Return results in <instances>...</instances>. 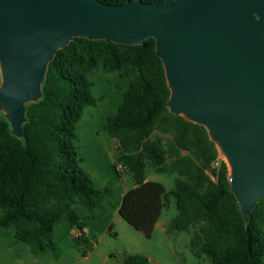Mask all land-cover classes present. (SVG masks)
Returning a JSON list of instances; mask_svg holds the SVG:
<instances>
[{
    "label": "trees",
    "instance_id": "1",
    "mask_svg": "<svg viewBox=\"0 0 264 264\" xmlns=\"http://www.w3.org/2000/svg\"><path fill=\"white\" fill-rule=\"evenodd\" d=\"M98 68L134 74L106 125L119 141V161L134 182L123 195L119 214L151 236L173 196L178 214L169 230L199 227L192 238L197 255L206 254L212 264H264V198L246 220L231 190L230 169L219 159L207 129L170 112L171 90L154 38L128 45L76 37L49 63L43 97L27 104L23 137L13 134L0 112V229H11L13 242L54 251L55 225L64 216L83 228L73 205L94 209L110 194L109 187L97 188L83 169L77 147V123L85 107L97 102L87 73ZM156 129L171 133L168 146L154 136ZM168 156L173 158L170 166ZM218 160L210 174L208 167ZM148 163L157 173L178 172L173 190L148 180ZM122 264L152 263L145 255L130 254Z\"/></svg>",
    "mask_w": 264,
    "mask_h": 264
},
{
    "label": "water",
    "instance_id": "2",
    "mask_svg": "<svg viewBox=\"0 0 264 264\" xmlns=\"http://www.w3.org/2000/svg\"><path fill=\"white\" fill-rule=\"evenodd\" d=\"M76 37L155 39L167 107L207 129L249 220L264 198V0H0V112L16 136L49 63Z\"/></svg>",
    "mask_w": 264,
    "mask_h": 264
},
{
    "label": "rangeland",
    "instance_id": "3",
    "mask_svg": "<svg viewBox=\"0 0 264 264\" xmlns=\"http://www.w3.org/2000/svg\"><path fill=\"white\" fill-rule=\"evenodd\" d=\"M87 77L92 83V94L97 102L85 107L77 123L78 153L81 166L95 186L109 187L111 192L94 209L78 203L73 205L88 230L86 239L73 240L68 237L70 224L67 216H64L56 225L57 242L65 249H77L82 255L90 254L82 264H122L130 254L145 255L152 264H212L206 254L197 255L192 246V238L199 227L190 231L169 230L171 220L178 214L173 196H170L160 224L154 228L151 236L136 229L119 214L123 195L134 186V182L128 169L119 161V141L106 129V125L109 117L123 103L134 74L125 76L120 72L98 68L88 72ZM154 136L162 138L166 146L172 139L171 133H162L159 129H156ZM218 154L219 159L225 160L219 149ZM166 162L170 166L173 158L168 156ZM219 162L212 163L207 171L213 174L212 170ZM146 171L148 180L162 182L167 191L174 189L175 180L180 177L178 172L171 169L165 174L157 173L150 163ZM49 252L55 253L57 250Z\"/></svg>",
    "mask_w": 264,
    "mask_h": 264
},
{
    "label": "crops",
    "instance_id": "4",
    "mask_svg": "<svg viewBox=\"0 0 264 264\" xmlns=\"http://www.w3.org/2000/svg\"><path fill=\"white\" fill-rule=\"evenodd\" d=\"M159 224L160 219L155 227ZM87 234L88 230L84 222L82 229L70 224L68 237L71 239H86ZM54 241L57 244V252H41L28 242H13L11 229H0V264H82L90 257V254L82 255L77 249L70 250L62 247L56 240L55 230ZM80 246L82 247L83 245L80 244Z\"/></svg>",
    "mask_w": 264,
    "mask_h": 264
}]
</instances>
